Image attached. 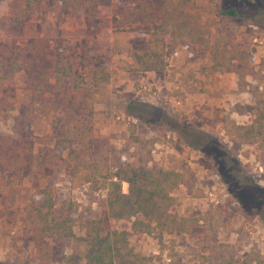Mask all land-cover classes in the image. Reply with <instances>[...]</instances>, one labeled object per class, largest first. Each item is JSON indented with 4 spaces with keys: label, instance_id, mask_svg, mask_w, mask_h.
<instances>
[{
    "label": "rangeland",
    "instance_id": "1",
    "mask_svg": "<svg viewBox=\"0 0 264 264\" xmlns=\"http://www.w3.org/2000/svg\"><path fill=\"white\" fill-rule=\"evenodd\" d=\"M11 2L7 0L0 9L2 47L11 53L28 46L50 51L57 43L63 48L71 47L79 64L84 57L97 58L109 73V81L102 86L101 102L95 105L92 158L107 157L112 164L117 160L153 170H176L185 176L173 196L178 216L197 220L192 232L166 233L159 241L141 235L130 242L135 252L150 257L149 264H219L227 255L241 260L250 251L264 254V208L260 207L264 206V200L254 207L255 199L249 192L253 187L264 191V150L233 143L224 131L221 134L231 121L245 122L239 105L252 102L247 93L230 92V85L238 76L232 73L235 80L223 90L234 95L229 110L209 106L205 119H210L214 130L201 132L211 138L206 140L204 154L190 146L188 152L179 147V142L198 143L201 138L194 134L198 131L192 132L183 124L184 120H197L193 113L186 114L176 108V101L184 100L195 90L185 86L181 90L164 88V84L175 81L185 85L188 80L179 75L182 53L196 58L207 55L210 60L211 54L195 44L175 45L169 40L165 45L164 71L133 70L132 54L148 48V33L152 24L166 15L168 0H104L93 15H88L86 7L74 11L47 4L20 26L11 25L8 20ZM258 2L263 3L261 9ZM232 8L242 18L222 14ZM182 10L190 13L199 25L210 26L224 36L227 48L233 53L247 51L255 61V71L264 90V0H192L179 9ZM80 71L88 73L83 67ZM170 99L176 100V106ZM143 104L151 106L152 111ZM50 122L51 115L26 88L22 72L0 91V151L19 142L21 148L30 143L33 153H42L54 141ZM173 128H180L181 135L170 133ZM25 161L23 171L14 178L15 198L0 194V264H40L35 258L37 240L23 234L21 221L29 197L38 200L39 191L48 182L55 189L56 209L73 204L76 218L73 231L77 240L47 241L51 253L48 264H67L73 251L84 253L80 239L91 220L104 216L106 193L89 184L70 183L61 161L43 172L33 169L29 156ZM11 176L0 168V180ZM122 191H128L125 183ZM105 225L116 229L123 223L106 219ZM77 264L85 262L80 259Z\"/></svg>",
    "mask_w": 264,
    "mask_h": 264
},
{
    "label": "trees",
    "instance_id": "2",
    "mask_svg": "<svg viewBox=\"0 0 264 264\" xmlns=\"http://www.w3.org/2000/svg\"><path fill=\"white\" fill-rule=\"evenodd\" d=\"M6 1L0 0V9ZM103 2L12 0L7 16L11 25L20 26L33 12L47 4L74 11L86 7L88 15H93ZM191 2L168 0L166 15L154 22L148 33V48L132 54L133 70L140 73L164 71L167 67L165 45L169 40L175 45L190 43L201 47L211 54L210 72L236 74L238 79L230 83V92L247 93L252 100L248 105H239L245 122L236 124L231 121L224 128L225 136L233 143L264 150V90L255 71V61L247 51L233 53L227 48L225 37L214 28L201 26L190 13L179 11ZM262 5L258 2L259 9ZM222 14L229 18H242L234 8ZM77 58L71 47L63 48L57 43L52 45L50 51L28 46L15 53L0 45V91L22 72L26 78V88L34 100L51 115L50 128L54 135L53 144L42 153H33L30 143L22 148L19 142L2 147L0 168L12 176L0 180V194L15 198V177L23 171L26 157H30L37 172H43L61 161L64 175L70 183L89 184L95 190L106 193L104 216L91 220L85 236L80 239L85 247L84 253L81 255L73 251L67 264H77L80 259L85 264H149L150 257L135 252L130 246L132 239L147 235L159 241L166 233L190 234L196 225L197 220L180 217L176 211L173 192L183 184L185 176L176 170H153L117 160L112 164L107 157L92 158L95 105L101 102L102 86L109 81L110 75L97 58L84 57L80 64ZM80 67L88 73H82ZM143 106L151 111L153 109L149 105ZM131 110L132 107L129 112ZM135 118L139 119L138 116ZM175 129L181 135L180 128ZM194 134L201 137L198 143H186L205 154L204 145L206 140L211 139L210 136ZM222 151L227 156V152ZM232 162L235 163L234 160ZM123 183L128 187L126 193L122 191ZM249 192L255 199L253 206L258 207V203L264 200V191L253 187ZM54 195V186L48 182L39 191V199L29 197L24 206L22 232L37 240L35 258L40 264H48L51 260L48 240H77L73 231L76 222L73 204L56 209ZM237 198L240 201V197ZM260 207L263 209V204ZM106 219L122 222L123 225L116 229L107 228ZM219 264H264V254L250 251L241 260L227 255L221 258Z\"/></svg>",
    "mask_w": 264,
    "mask_h": 264
},
{
    "label": "crops",
    "instance_id": "3",
    "mask_svg": "<svg viewBox=\"0 0 264 264\" xmlns=\"http://www.w3.org/2000/svg\"><path fill=\"white\" fill-rule=\"evenodd\" d=\"M182 66L179 70V75L182 76L185 80V85H182L180 82L176 83L169 82L164 84V88H176L181 90L182 86L190 88L194 91L193 94L187 96L184 100H176L170 99L169 101L173 102V106L181 109L186 114L193 113V115L197 118L191 120H184L183 124L185 128H188L192 132L198 131L213 133L214 128L212 127V122L210 119H205L209 112V106H216L220 110H229L232 106V102L235 100L234 95L232 93H225L223 90L228 88L229 82L231 80H235V77L232 73H219V72H210L205 71V68L211 67V60L207 59V55L191 56L190 54L184 52L182 53ZM193 57L194 59H189ZM196 59V60H195ZM180 68V67H177ZM189 76V77H188ZM190 79V81H189ZM163 88L162 86H159ZM176 101V105L175 102ZM230 101V103H229ZM225 112H222L224 114ZM191 118V117H190ZM210 118V117H208ZM240 120L243 116L239 117ZM182 117L179 122H182ZM236 124H240V122L233 120ZM179 124V123H178ZM178 130V129H177ZM223 131L221 130V134L223 135ZM172 134H178L179 130L176 131L175 128L169 131ZM209 136V135H208ZM179 147L181 150L188 152L189 145L185 142H179ZM176 150V149H174Z\"/></svg>",
    "mask_w": 264,
    "mask_h": 264
}]
</instances>
